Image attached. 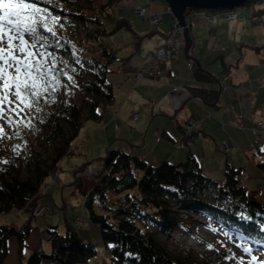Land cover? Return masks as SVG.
I'll return each instance as SVG.
<instances>
[{"label":"trees","instance_id":"1","mask_svg":"<svg viewBox=\"0 0 264 264\" xmlns=\"http://www.w3.org/2000/svg\"><path fill=\"white\" fill-rule=\"evenodd\" d=\"M120 1L33 0L47 10L46 24L56 33L53 36L43 26L38 27L39 33L52 45L48 53L54 54L60 62L57 76L65 85L73 83L66 75L75 78L84 73L87 78L80 87L73 83L72 88L61 89L57 93L60 102L45 104L41 101L44 111L30 113L28 120L36 132V145L7 160L0 152V214L25 204L29 210L46 191L48 178L58 170L59 161L72 152L82 123L99 119L102 108L112 102L113 83L107 78L112 71L109 65L114 61L127 62L130 54L119 56L121 47L102 41L101 36L123 26L134 33L124 17L116 20L110 30L104 25V18H114L113 7ZM261 4L264 0H245L244 3L251 14L257 13ZM190 11L192 9H187L186 15ZM67 88L81 92L82 100L69 99ZM189 89L205 102L214 101L216 96L215 88L190 85ZM262 149L264 144L258 147L261 159L256 166L264 172ZM99 159L100 171L89 189L83 191L86 196L83 195L81 217L84 223L90 220L99 224L102 241L113 244L110 256L117 264H188L156 237L157 233L169 236L178 223L179 210L201 214L208 226L235 232L255 247L264 248V202L240 183V168L231 162L225 163L223 179L217 180L202 171L193 155L177 163L163 160L150 164L116 146L109 147ZM25 217L20 226H15L13 221L0 224V264H6L10 239L15 240L21 253L32 225L28 213ZM45 237L51 243V253L35 248L25 264H82L97 252L96 243L81 238L69 223L64 233L50 229Z\"/></svg>","mask_w":264,"mask_h":264},{"label":"rangeland","instance_id":"2","mask_svg":"<svg viewBox=\"0 0 264 264\" xmlns=\"http://www.w3.org/2000/svg\"><path fill=\"white\" fill-rule=\"evenodd\" d=\"M157 1L163 2L166 7H169L167 6L168 4L165 0H121L117 6L113 7L112 12L114 13L113 15L115 19H103L104 25L107 30H110L114 26L116 20L122 19L123 17L129 20L128 22H130V24L132 25V29L134 30V33H132L129 30L128 26H123L113 33L101 36L102 41L109 42L114 46L121 47L118 52L119 56L125 57L130 54V57L128 59L129 61H127V63H122L121 61H114L110 63L109 67L112 71L108 72L107 74L108 80L113 79L114 76L117 75L116 68L118 65L122 64L121 66L124 67L125 70L131 69V65H135V59L139 58L140 56L141 59L139 60V63H137L135 69L130 73L132 75V78H134V80L136 81H140L142 79L160 80V76L166 72V61L174 60V58H172L174 55L183 56L184 54L187 59V69L193 67L194 69L201 71L196 66V63L194 61V59H196L199 62L202 70H204L201 72L209 76L214 82V86L210 87L215 88L216 96L214 98V101L205 102L203 100V102L206 103V105L210 108L212 107L213 109H215L213 106H215L222 88L225 87L223 79L227 80L228 78H230L231 73L234 76L238 74L237 78L233 77V82H236L237 85L235 87L231 86L229 88V90H233L234 88L237 95H239L240 97L239 99L242 100L241 102L245 104L243 107L240 106L239 114H237L236 117L237 123L239 124V127H242L243 119L247 118L248 120L253 121L254 114L252 112L248 113L246 112V110L247 107L250 106L249 101H252L254 94L256 93V89L253 90L255 84L258 83V88L264 86L262 85L264 83L260 81H264V4H261L260 8L258 7L259 11L256 10L257 13L254 14H251L249 11H247L246 5L244 4L234 6L235 9L232 7H228L233 11H228L227 8L224 7L215 9L194 8L189 12L188 15L185 14L186 25L184 26L179 23L178 19L174 16L170 8V12L174 16L171 24L168 21L165 22V13L163 11L152 12V7L156 5ZM149 4H151V7ZM139 6L144 7L143 13L135 10V8H140ZM232 13H235L236 16L230 17ZM137 15H140L141 18H139ZM196 16H200L204 20L210 21L223 16L228 18L229 20L236 19V21L238 20L236 23L241 22L242 25L244 22L249 23L246 26H242L241 24L239 25L238 23V27H232L229 38L236 36L238 38L242 37L243 39L249 41L250 44L254 46L253 48H251L253 49L251 55H254L257 58L260 57V60L257 63H248L245 60H241L239 63L240 69H238V71L235 69V73H233L235 68L234 63H229L225 59V54H228V51L226 52L225 50L231 49V47L226 45L225 47H223V51L221 49L218 50V48L210 51V54L205 57V65L207 66L206 68H208L206 69L203 66L204 63L203 65H201L200 59L192 52V48L194 45V35L192 33L191 27L193 23L192 21H194L192 20V18ZM147 19L149 21H152L148 22ZM195 22V25L197 27H201L202 24L199 21ZM153 26L158 27L159 29H165L166 27L168 28L165 32L164 37H162L161 41L155 47H151V44L153 42V37H155L156 34H159L158 32H156V30L140 38L141 32H150L151 30H153ZM253 26H258V28L253 31L251 28ZM184 28H187L188 36L191 39V43L186 53L184 52ZM25 38L29 40V44L31 45V38ZM223 39L225 40L226 37H224ZM142 40L144 42H142ZM128 42L130 44H126ZM134 44H137V47ZM162 49L164 51H162ZM245 49L246 48L244 47V51ZM30 50L33 51L34 55L43 51V49L40 48L39 45H37L36 48ZM158 50L160 52H163V68H160V65L155 63L159 61L161 62L160 56L156 54ZM191 57H193L194 59ZM37 58L42 59V57L39 56H37ZM51 59H55L57 63L55 65H52L50 62H48L46 64V67H57V65L60 63L59 60H57L53 55L51 56ZM176 60H180V58H177ZM246 63L247 65H244ZM243 69L246 73H248V76L242 80L239 78V75L244 72ZM66 71V73L68 74L69 71ZM213 71L216 73H214ZM160 72L162 73L160 74ZM78 75L80 74L75 75V78H73V83H75L77 87H80L81 83L87 78V75L84 73H82L83 76L81 77ZM252 80L256 82L255 84H253L254 86L250 85ZM173 87L178 88V86ZM71 88L66 89V95L69 99L80 102L82 100L83 94L77 89ZM136 91L139 93L138 89H136ZM1 94L4 95L6 93ZM190 95L200 98L198 94H194L189 89L186 97H189ZM13 99H15L14 96ZM120 99L124 101V99H126V95H123L121 93ZM190 105L193 112H198L199 109L195 105ZM137 106L140 108V105L137 104ZM241 108L244 109L241 110ZM183 109L184 108H181V105H178L176 111L179 112ZM139 114V109L133 108L130 112V118L132 120H136L139 117ZM28 117H25V119L28 120ZM13 119L16 121L17 127L13 129L12 126L7 123V121H4L3 123L5 135L0 136V152L3 154V158L6 160L10 156L24 154L31 147V145H36L37 143L36 132L34 130L33 124L30 122L31 128H28L23 126V122L20 120V118L13 117ZM207 120L211 121L215 119L210 113L206 114L201 119H196L192 116L183 119L181 122V126L182 130H184L185 132L182 135V139L183 137H185L184 134L188 129H191L193 132L199 131L201 133L199 128ZM217 123L218 125L223 126L222 121H218ZM254 123L255 124L253 125V127L255 129L253 130V132L256 133V131L261 127L262 124L260 123L259 125H257L255 121ZM82 125L80 126L79 130L82 128ZM131 127L135 128V124L132 123L131 126L129 125V123L126 126L122 125L121 132L119 134L123 136L129 135L133 132L131 130ZM262 127L264 129V126ZM118 128L119 127L116 125L117 131ZM153 133L154 137L158 139V137L160 136L158 130H155ZM256 136L257 134L255 135V139L257 138ZM226 137L227 139H229L230 135L227 134ZM80 139L81 137L78 139L77 135V145L74 146L71 153L65 155L59 161L58 171H60L62 175H64V180L57 181L56 179H52L51 177L48 178L47 185H45L46 191L42 193V196L38 200L42 201L44 204L39 203L38 205L36 204L34 207L30 208V210L35 209L36 211H29V213L31 215H33V213H36V215L38 214V217L31 220L32 225L29 231V236L26 240L25 245L22 247L21 253L19 254L17 248L18 246L14 239H10L8 241V255L5 259L6 264H25L26 258L29 256V254L39 246L42 247V250L45 253H51V243L45 237V235L47 234V230L55 229L59 233H64L67 227V223L74 226L75 230L81 238H85L86 240L90 239L96 243V254L82 264H117L116 260L114 258H111L110 256V251L113 247V244H106L102 241L99 224L87 220L82 225L83 220L78 218L79 216H82L84 212L83 191H87L93 183V180H91L92 175H89V173H96L98 166H101L99 157H103L105 155L104 150L103 154L100 156L95 155L94 157L86 158L84 151L80 150ZM251 139V135H248L246 131L239 135L238 142L242 146H246L250 143L248 148H251L249 150L251 152H245L244 149H241L243 157H241V159L237 161L238 164H236L235 167L240 168L239 177L243 181L241 184L244 183L248 190L254 191L257 195V198L260 201L264 202V172H262L256 166V163L261 159V155L258 152L256 146L252 147V142H254L255 139L253 138V141H251ZM260 139L261 143L264 144V134L260 135ZM124 140L127 141L126 139ZM223 141H220L218 143H221ZM118 142L119 140L113 141L110 144V147H116V145H118ZM181 145L182 144H179L177 145V147H180ZM218 149L220 150L219 153L226 155V158L229 159V155L222 151L219 146ZM137 150L140 152V146L137 147ZM206 154L208 155V152ZM138 156L140 157V155ZM68 157H72V161L69 165ZM87 161L90 162L88 163ZM168 161L171 163L180 162L179 160ZM84 162H87L89 165L85 167ZM228 162L230 161L228 160ZM82 163L84 164L82 165ZM70 165L71 168L78 166L75 175H73L72 170L69 169ZM206 170L207 169H205V171ZM208 176L219 180L218 178L214 177L216 176L215 174L213 176ZM45 204L47 205V207ZM179 211L180 212L177 214L178 223L172 228L169 236L162 233H157L156 237L158 241L164 243L174 255L179 257L184 262H187L188 264H264L263 247H255L250 240L238 236L235 232L231 231L227 233L224 229L218 226H208L206 224L205 216L201 214L187 212L186 210ZM25 215L26 213L16 214L14 211L0 214V224L10 223L11 218H13L14 220L17 219L14 225L20 226L26 218ZM37 227L45 230L42 234V244H40L39 241L40 233L38 232ZM208 245H212V248L209 249ZM245 249H249L250 252H246ZM253 257H255L256 259L253 260Z\"/></svg>","mask_w":264,"mask_h":264},{"label":"crops","instance_id":"3","mask_svg":"<svg viewBox=\"0 0 264 264\" xmlns=\"http://www.w3.org/2000/svg\"><path fill=\"white\" fill-rule=\"evenodd\" d=\"M149 5L151 7V4ZM152 8V12L163 11L165 13V22L172 23L174 16L170 12L169 7H166L163 2L157 1L156 5ZM192 20H194L192 21L191 27L194 35L192 52L200 59L201 65L204 63L203 66L205 68L207 67L205 65V57L210 54V51L215 50V48L223 51V47L226 45L231 47V49L225 50L226 52L228 51V54H225V59L229 63H234L235 68L233 73H235V69L237 71L240 69L239 63L241 60H245L248 63H257L260 60V57L257 58L251 55L253 50L251 48L254 46L249 41L236 36L229 38L231 28L238 27L240 24L242 25L241 22H238L239 25L236 23L238 20H229L223 16L212 21L204 20L200 16L193 17ZM195 21H199L202 24L201 27H197ZM247 24L249 23L244 22L242 26H246ZM251 28L255 31L258 26ZM152 29L150 32H141L140 38L156 30L159 34L153 37L151 44V47H155L161 41L162 37H164L168 28L159 29L153 26ZM224 37H226L225 40L223 39ZM142 42L144 41L142 40ZM244 47L246 48L245 51ZM172 58L174 60L166 61V72L160 76V80L142 79L136 81L132 78L130 73L135 69L137 63H139L141 56L135 59V65H131V69L125 70L124 67L119 68L117 75L111 79L113 83L112 102L102 108V115L99 119L85 120L82 123V128L78 131V139L80 137L82 139H80L81 142L79 143L80 150L84 151L86 158L102 155L103 151H106L113 141L119 140L120 143L118 142L117 147L140 155L150 164H157L163 160L182 161L187 156L193 155L204 173L207 171V175L213 176L215 174L216 176L214 177L222 180L223 169L228 160L236 166L238 164L237 161L243 157V149L245 152H251L249 151L251 148H248L250 143L242 146L238 142V137L241 133L246 131L248 135L250 134L252 137L251 141H253V138L257 134L256 137H259L261 142L260 135L264 134L262 127L264 126V86L258 89L251 101L254 105L252 108L254 113L253 121L247 118L243 119L242 127H239L236 117L239 114L240 106L243 107L245 104L241 102L242 100L239 99L240 97L234 88L233 90H229L231 86L235 87L237 85L236 82H233V77L237 78L238 74L234 76L231 73L230 78L227 80L223 79L225 87L222 88L217 102L213 106L215 109H213L198 97L191 95L186 97L190 85L210 88L214 86L213 80L205 73L193 67L187 69V59L184 54L183 56L174 55ZM177 58H180V60H176ZM244 65H247V63ZM239 76L243 80L248 76V73L244 70ZM260 81L264 83V81ZM255 83L252 80L250 85L254 86L253 84ZM173 86H178V88ZM136 89H138L140 94ZM121 93L126 95L124 101L120 99ZM137 104L140 105V108ZM190 104L195 105L199 109L198 112H193ZM178 105H181V108L184 109L177 112ZM133 108L139 109L140 112L136 120L130 118V112ZM208 113L215 120L205 121L199 128L201 133L199 131H192L190 136L187 138L183 137L182 139V120L191 116L196 119H201ZM256 120L262 121V125L253 134L252 127ZM218 121H222L223 126L218 125ZM128 123L130 126L132 123L135 124V128L131 127L133 132L126 136L120 135L122 125L126 126ZM116 125L119 127L118 131L116 130ZM155 130H158L160 135L158 139L154 137L153 132ZM227 134L230 135L229 139L226 137ZM223 140H230L232 143L236 142L234 145L238 147L228 154L229 159L226 158V155L219 153L218 142ZM180 143H182V146L177 147ZM138 146H140V152L137 150ZM207 152L208 155L206 154ZM68 158L69 165L72 157ZM71 165L69 169L75 175L78 166L71 168ZM205 169L207 170L205 171ZM56 180H64V175L60 171L57 173ZM11 221L15 223L17 219L14 220L11 218Z\"/></svg>","mask_w":264,"mask_h":264},{"label":"snow or ice","instance_id":"4","mask_svg":"<svg viewBox=\"0 0 264 264\" xmlns=\"http://www.w3.org/2000/svg\"><path fill=\"white\" fill-rule=\"evenodd\" d=\"M46 13L47 10L33 0H0V93L7 94H0V136L5 135L4 121L13 129L17 127L13 117L20 118L23 126L31 128L30 121L25 117L31 112L42 113L41 101L45 104L58 103L60 97L57 93L65 87L75 86L73 83L65 85L64 80L57 76V67H46L48 62L52 65L57 63L51 59L54 54L47 51L52 45L38 31V27L43 26L45 31L56 35L46 24ZM53 22H56L55 18ZM26 34L31 38V45L25 38ZM37 45L43 51L34 55L30 49ZM66 79L73 82L71 75H66ZM208 247L211 249L212 245ZM245 251L250 252L249 249Z\"/></svg>","mask_w":264,"mask_h":264},{"label":"water","instance_id":"5","mask_svg":"<svg viewBox=\"0 0 264 264\" xmlns=\"http://www.w3.org/2000/svg\"><path fill=\"white\" fill-rule=\"evenodd\" d=\"M171 9L174 16L178 19L181 25H186V11L187 9L194 8H227L233 6L243 5L245 0H165ZM184 52H187V49L191 43V39L188 36L187 28H184ZM193 58V57H191ZM194 59V58H193ZM196 66L201 70L202 68L199 65V62L194 59Z\"/></svg>","mask_w":264,"mask_h":264},{"label":"bare ground","instance_id":"6","mask_svg":"<svg viewBox=\"0 0 264 264\" xmlns=\"http://www.w3.org/2000/svg\"><path fill=\"white\" fill-rule=\"evenodd\" d=\"M232 8H234V6H233ZM135 9H136V8H135ZM234 9H235V8H234ZM227 10H228V11H229V10H230V11H233L231 8H228V7H227ZM137 16H138L139 18H141L140 15H137ZM227 17H228V16H227ZM143 19H144V18H143ZM147 21L150 22V21H152V20L149 21V20L147 19ZM258 23H259V21H258ZM128 61H129V60H128ZM121 67H122V66H120V68H121ZM262 85H264V84H262ZM255 89H256V93H257L258 89H260V88H258V84H257L256 86L253 87V90H255ZM251 104H252V106H253V103H252L251 101H249V105H250V106L247 107V110H246V112H248V113H249V112H252V113H253V110H252V106H251ZM253 114H254V113H253ZM256 121H258V120H256ZM252 132H253V131H252ZM257 138H259V137H257ZM257 138H256V139H257ZM74 143H75V140L73 141V144H74ZM73 144H72V145H73ZM220 147H221V144H220ZM235 147H236V149H237V146H236V145H235ZM73 148H74V147H73ZM185 159H186V158H185ZM185 159H184V160H185ZM184 160H182V161H184ZM87 162H88V161H87ZM89 162H90V161H89ZM89 162H88V163H89ZM88 163L85 162V166L89 165ZM242 182H243V181H242V179L240 178V183H242ZM243 185H245V184L243 183ZM245 186H246V185H245ZM26 207H27V205L25 204V205H23V206H20L19 208L13 209V211H14L16 214H18V213H28L29 218H30L29 220L31 221V220L34 219V218H33L32 215L29 213V211L33 212V211H36V210H35V209H31V210L29 209V210H27ZM38 210H40V209H38ZM38 212H39V211H38ZM33 214H35V213H33ZM80 217H81V216H80Z\"/></svg>","mask_w":264,"mask_h":264},{"label":"built area","instance_id":"7","mask_svg":"<svg viewBox=\"0 0 264 264\" xmlns=\"http://www.w3.org/2000/svg\"><path fill=\"white\" fill-rule=\"evenodd\" d=\"M140 7V6H139ZM143 9H144V7H140V8H136L135 10L136 11H140V13H143L144 11H143ZM236 16V14L235 13H232L231 15H230V17H235ZM160 50V49H159ZM157 51L156 52V54L157 55H159L160 56V60H161V62L159 61V62H155L156 64H158V65H160V68L162 67L163 68V65H162V63H163V61H164V57H163V52H160V51ZM162 51H164L163 49H162ZM154 63V64H155ZM162 70V69H161ZM162 72H160V74H161ZM249 113H251V112H249ZM261 123V121H256V124L257 125H259ZM255 141H257V140H255ZM221 146L224 148V149H226L227 151H230L231 149H232V146L228 143V142H223V143H221ZM36 214V213H35ZM80 219H82V218H80ZM83 220V219H82Z\"/></svg>","mask_w":264,"mask_h":264}]
</instances>
